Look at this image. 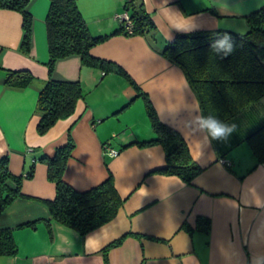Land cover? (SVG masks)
Segmentation results:
<instances>
[{
    "label": "crops",
    "instance_id": "crops-1",
    "mask_svg": "<svg viewBox=\"0 0 264 264\" xmlns=\"http://www.w3.org/2000/svg\"><path fill=\"white\" fill-rule=\"evenodd\" d=\"M75 2L92 36L110 35L90 49L91 56L127 73L158 119L181 135L202 172L187 185L157 172L165 165L160 145L127 146L154 134L143 100L121 76L85 67L77 55L58 60L49 75L48 0H31L26 8L32 17L27 54L20 50L21 14L0 9V159L8 157L10 171L24 177L23 198L0 214V228L13 229L17 253L0 256V264H264V206L239 203L245 182L264 196V162H256L247 143L264 130V97L227 121L237 125L228 141H212L199 151V137L187 131L193 109L200 110L198 100L183 71L161 55L178 35L187 34L179 29L185 17L203 25L196 31L243 34L245 17L264 7V0H140L155 31L133 36L111 35L121 28L126 0ZM19 70L28 71L32 83L24 89L5 85L6 72ZM49 78L79 82L84 95L70 117L40 136L35 106ZM68 135L74 149L64 182L84 192L111 174L123 199L112 221L83 236L51 219L42 202L54 198L55 184L40 158L52 157ZM104 145L118 155H107ZM31 166L33 175L26 178ZM199 217L209 219L208 233L198 227ZM28 222L36 223L21 227ZM121 238L119 245L103 251Z\"/></svg>",
    "mask_w": 264,
    "mask_h": 264
},
{
    "label": "trees",
    "instance_id": "trees-1",
    "mask_svg": "<svg viewBox=\"0 0 264 264\" xmlns=\"http://www.w3.org/2000/svg\"><path fill=\"white\" fill-rule=\"evenodd\" d=\"M31 0H0V9L13 10L21 14L23 37L20 50L27 54L31 44L32 17L26 11ZM49 9L45 18L48 73L51 76L55 63L69 56L80 57L81 64L103 73H112L124 78L135 90L137 97L144 102L154 137L147 141L130 145L147 147L160 145L165 151V165L157 172L178 177L189 185L202 172L193 162L186 142L181 135L163 124L157 117L153 106L136 83L117 64L91 56L90 49L103 42L109 36L94 37L89 32L75 0H48ZM124 11L131 21V32L121 25L117 33L127 36L147 35L155 31L151 17L145 12L140 0H126ZM247 31L236 34L224 30L196 31L178 35L166 46L161 55L171 64L179 67L193 90L200 107L205 114L216 115L227 122L237 114L264 97V7L245 17ZM229 33L235 49L227 57L214 54L210 48L217 33ZM33 76L25 70L7 71L5 85L13 88H27ZM83 89L79 82L57 81L49 78L40 89L35 113L39 116L36 132L46 134L59 120L70 117L76 103L83 98ZM257 163L264 162V130L247 138ZM74 149V143L68 135L67 143L55 150L52 157H42L40 161L47 165V179L55 184V196L52 200L42 201L47 207L51 219L85 235L112 221L123 199L117 192L111 174L99 185L78 192L64 182L63 173ZM33 175V166L26 178ZM22 176L14 175L9 169L8 157L0 159V214L21 194ZM198 227L208 233L209 219L199 217ZM28 222L22 226H34ZM189 230L184 224L182 226ZM123 238L106 246L103 251L115 247ZM17 246L13 238V229L0 228V256L13 257Z\"/></svg>",
    "mask_w": 264,
    "mask_h": 264
},
{
    "label": "clouds",
    "instance_id": "clouds-1",
    "mask_svg": "<svg viewBox=\"0 0 264 264\" xmlns=\"http://www.w3.org/2000/svg\"><path fill=\"white\" fill-rule=\"evenodd\" d=\"M186 23L179 27L181 31L190 33L203 27L195 18L185 17ZM212 52L221 57H227L233 53L235 44L232 36L227 33H217L210 44ZM189 136H198L199 151L206 146H210L212 141L226 142L237 131V125L221 120L216 115L203 114L198 106L193 109L191 119L187 123ZM239 203L245 207L264 206V196L255 186H250L245 182L239 190Z\"/></svg>",
    "mask_w": 264,
    "mask_h": 264
},
{
    "label": "built area",
    "instance_id": "built-area-1",
    "mask_svg": "<svg viewBox=\"0 0 264 264\" xmlns=\"http://www.w3.org/2000/svg\"><path fill=\"white\" fill-rule=\"evenodd\" d=\"M121 24L124 25L125 31L130 33L131 32V21L129 19V15L126 11L123 12L121 16H119ZM105 148V153L110 157H116L118 155V150L111 149L107 147V145L103 146Z\"/></svg>",
    "mask_w": 264,
    "mask_h": 264
},
{
    "label": "rangeland",
    "instance_id": "rangeland-1",
    "mask_svg": "<svg viewBox=\"0 0 264 264\" xmlns=\"http://www.w3.org/2000/svg\"><path fill=\"white\" fill-rule=\"evenodd\" d=\"M245 32H246V31H245ZM245 32H243V34H244Z\"/></svg>",
    "mask_w": 264,
    "mask_h": 264
}]
</instances>
